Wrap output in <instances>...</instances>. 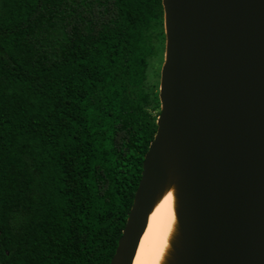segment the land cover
<instances>
[{
	"label": "trees",
	"instance_id": "16d2710c",
	"mask_svg": "<svg viewBox=\"0 0 264 264\" xmlns=\"http://www.w3.org/2000/svg\"><path fill=\"white\" fill-rule=\"evenodd\" d=\"M162 0H0V264H110L158 130Z\"/></svg>",
	"mask_w": 264,
	"mask_h": 264
},
{
	"label": "water",
	"instance_id": "95a60500",
	"mask_svg": "<svg viewBox=\"0 0 264 264\" xmlns=\"http://www.w3.org/2000/svg\"><path fill=\"white\" fill-rule=\"evenodd\" d=\"M158 130L110 264H133L168 192L162 264H264V0H162Z\"/></svg>",
	"mask_w": 264,
	"mask_h": 264
},
{
	"label": "bare ground",
	"instance_id": "6f19581e",
	"mask_svg": "<svg viewBox=\"0 0 264 264\" xmlns=\"http://www.w3.org/2000/svg\"><path fill=\"white\" fill-rule=\"evenodd\" d=\"M175 197L168 192L156 204L138 245L133 264H162L176 225Z\"/></svg>",
	"mask_w": 264,
	"mask_h": 264
},
{
	"label": "rangeland",
	"instance_id": "374dc122",
	"mask_svg": "<svg viewBox=\"0 0 264 264\" xmlns=\"http://www.w3.org/2000/svg\"><path fill=\"white\" fill-rule=\"evenodd\" d=\"M155 45L158 54H155L151 59V65L148 70V78L146 81V89L152 94L151 97L159 98L161 71L165 60L166 36H160V38L155 42Z\"/></svg>",
	"mask_w": 264,
	"mask_h": 264
}]
</instances>
